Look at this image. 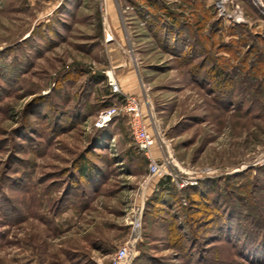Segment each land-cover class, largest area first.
Segmentation results:
<instances>
[{
    "label": "rangeland",
    "instance_id": "1",
    "mask_svg": "<svg viewBox=\"0 0 264 264\" xmlns=\"http://www.w3.org/2000/svg\"><path fill=\"white\" fill-rule=\"evenodd\" d=\"M125 94L195 189H158L127 115L96 125ZM140 211L130 264H264V0H0V264H112Z\"/></svg>",
    "mask_w": 264,
    "mask_h": 264
},
{
    "label": "built area",
    "instance_id": "2",
    "mask_svg": "<svg viewBox=\"0 0 264 264\" xmlns=\"http://www.w3.org/2000/svg\"><path fill=\"white\" fill-rule=\"evenodd\" d=\"M228 1V0H224ZM108 85L113 92H120L121 88L113 77H109ZM128 116L130 129L133 132L135 145L149 160L150 173L156 177H168L180 190L196 185L201 179V171L186 166L177 158L171 140L160 128L152 111L144 112L142 100L135 95L125 94L124 103L103 109L99 113L97 126H106L114 118ZM132 233L129 240L117 249L112 264H130L136 253V246L141 239L142 213L141 211L131 219Z\"/></svg>",
    "mask_w": 264,
    "mask_h": 264
},
{
    "label": "trees",
    "instance_id": "3",
    "mask_svg": "<svg viewBox=\"0 0 264 264\" xmlns=\"http://www.w3.org/2000/svg\"><path fill=\"white\" fill-rule=\"evenodd\" d=\"M86 169H87V166L84 165L83 166V170L85 171ZM204 185H209L210 187L213 188V191L215 190L216 193L220 189L219 185L216 183V180L215 181L211 180L207 184L204 183ZM188 187H190L191 189H195V187H191V186H188ZM158 189L160 191L163 190L165 193H172L174 191V189L176 190L178 188L176 187V185L174 183L171 182L170 178H168V177H160V181L158 183ZM186 189H188V188H186ZM224 189H226V193H227V191L229 190V186L227 185V187L222 188V190H224ZM183 190H185V189H183ZM202 192H204V188H203ZM158 194H156L154 196V198H157V195ZM227 194H228L227 197L230 195V196H232V197L235 198V200L232 202V204H230L231 206L229 207V205H228V209L230 208L229 209L230 214L228 215V217L230 219H232V218H234L235 215H238L240 217V219H239L240 220V223H238L236 225L237 228L238 227H241V226H244L245 224H244V222H242L244 220L241 217L243 215L242 214V212H243L242 209L243 208H242V205H241L242 204V202H241L242 201V198L241 197H238V196H235V194L232 193V192H228ZM205 195L207 196L206 193H205ZM216 198L218 199L219 196L216 197ZM156 200H160V199L158 198ZM228 202L231 203V201L229 200V197H228ZM214 203H216V202H214ZM244 204H243V206H244ZM245 206H246V204H245ZM246 210L248 211L247 213H249L248 215H250V214L253 215L255 218H257V220L252 221L251 222L252 225L251 224L246 225L248 231H246V230L241 231L244 234V236H245L244 237L245 238V241H248L249 238H253V237H255L254 238L255 240L260 239V236H259V233L260 232L259 231L260 230L261 231L263 230V229H260L263 226V217L262 216H259V215L257 216L256 212L254 214H252V211H249V209L247 208V206H246ZM229 222H231V220H229ZM257 230H259V231H257ZM206 257H207V255H205V253H202L201 255H199L197 257V259H195V257L192 256V260H190V264H205V263H207V264H215V262H212L211 260L209 261V259H207Z\"/></svg>",
    "mask_w": 264,
    "mask_h": 264
}]
</instances>
